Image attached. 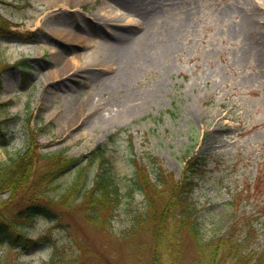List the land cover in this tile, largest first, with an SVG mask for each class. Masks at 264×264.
Returning a JSON list of instances; mask_svg holds the SVG:
<instances>
[{"label": "rangeland", "instance_id": "rangeland-1", "mask_svg": "<svg viewBox=\"0 0 264 264\" xmlns=\"http://www.w3.org/2000/svg\"><path fill=\"white\" fill-rule=\"evenodd\" d=\"M52 2L0 0V163L23 150L29 130L40 152L79 161L39 196L57 219L22 228L49 242L34 250L2 245L0 264H149V235L122 236L145 211L141 195L124 196L105 228L67 194L82 169V180L96 173L88 158L98 147L107 148L103 168L125 182L137 157L157 158L175 181L189 176L195 158L191 199L201 232L222 235L231 200L264 184V0ZM106 15L119 19L108 23ZM127 33L142 44L138 57ZM261 200L240 207L257 209ZM255 226L264 246V218ZM181 234L186 264L194 248Z\"/></svg>", "mask_w": 264, "mask_h": 264}, {"label": "trees", "instance_id": "trees-1", "mask_svg": "<svg viewBox=\"0 0 264 264\" xmlns=\"http://www.w3.org/2000/svg\"><path fill=\"white\" fill-rule=\"evenodd\" d=\"M0 137L4 140L1 127ZM63 154L40 152L35 131L29 130L23 150L8 162L0 163V246L33 250L48 242L45 236L29 238L22 228L32 226L38 217L57 219L50 206L39 202V196L52 192L55 181L77 164V159ZM146 156V163L133 161L132 176L125 182L112 170L110 175L103 168L106 149L98 147L90 153L88 160L96 161L98 166L96 174L90 180L88 176L82 180L80 176H85L82 169L77 182L67 192L79 199L77 205L83 207L89 223L107 228L122 198L133 199L137 193L142 196L145 211L132 217L130 227L122 236L130 238L139 231L149 235V264H181L182 232L189 236L194 248V255L186 264H264V246L260 244L255 226L256 221L264 218V201L257 204V209L240 207L242 200L264 195V184L259 182L247 187L245 195L241 193L243 190L239 191L229 203L230 222L224 233L205 238L191 199L195 184L190 177L194 171L189 166L195 158L187 160L189 176L175 181L158 159ZM14 201L18 206L8 211ZM54 251L51 246V255Z\"/></svg>", "mask_w": 264, "mask_h": 264}, {"label": "bare ground", "instance_id": "bare-ground-1", "mask_svg": "<svg viewBox=\"0 0 264 264\" xmlns=\"http://www.w3.org/2000/svg\"><path fill=\"white\" fill-rule=\"evenodd\" d=\"M53 2V4L55 5V4H57V3H62V1L63 0H52ZM115 19H119L118 18V16H116V15H111V16H109V15H106L105 16V20L108 22V23H113V20H115ZM125 38L124 39H130V42L132 41V43H131V45H130V50L128 51L131 55H133L134 57H138V55H135L138 51H141V46H142V44H141V42H136V41H133V38L127 33V34H125V36H124ZM146 48V47H145ZM148 50V48H146V51ZM66 66L67 67H65L64 68V70H69L70 69V67H71V65H70V63H66ZM130 75V73H128V75H127V77ZM97 115L95 116V117H97V119H98V121L99 122H101V123H105L106 122V119H108V118H104L103 116H101V114H98V113H96ZM128 114H130V113H128ZM127 114V115H128Z\"/></svg>", "mask_w": 264, "mask_h": 264}]
</instances>
